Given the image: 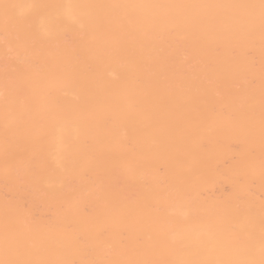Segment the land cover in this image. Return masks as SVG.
<instances>
[{"label":"bare ground","instance_id":"1","mask_svg":"<svg viewBox=\"0 0 264 264\" xmlns=\"http://www.w3.org/2000/svg\"><path fill=\"white\" fill-rule=\"evenodd\" d=\"M0 264H264V0H0Z\"/></svg>","mask_w":264,"mask_h":264}]
</instances>
